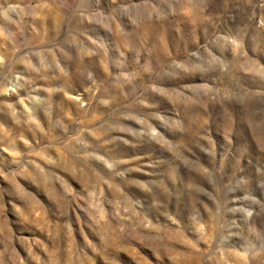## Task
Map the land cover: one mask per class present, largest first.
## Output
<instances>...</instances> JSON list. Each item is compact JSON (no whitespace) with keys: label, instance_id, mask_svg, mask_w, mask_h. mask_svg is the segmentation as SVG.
Listing matches in <instances>:
<instances>
[{"label":"rangeland","instance_id":"obj_1","mask_svg":"<svg viewBox=\"0 0 264 264\" xmlns=\"http://www.w3.org/2000/svg\"><path fill=\"white\" fill-rule=\"evenodd\" d=\"M0 264H264V0H0Z\"/></svg>","mask_w":264,"mask_h":264}]
</instances>
